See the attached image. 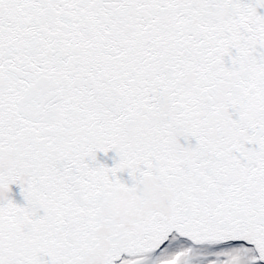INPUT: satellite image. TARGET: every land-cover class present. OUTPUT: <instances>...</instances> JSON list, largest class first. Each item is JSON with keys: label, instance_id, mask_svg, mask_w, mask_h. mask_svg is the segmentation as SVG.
<instances>
[{"label": "snow or ice", "instance_id": "obj_1", "mask_svg": "<svg viewBox=\"0 0 264 264\" xmlns=\"http://www.w3.org/2000/svg\"><path fill=\"white\" fill-rule=\"evenodd\" d=\"M0 264H264V0H0Z\"/></svg>", "mask_w": 264, "mask_h": 264}, {"label": "water", "instance_id": "obj_2", "mask_svg": "<svg viewBox=\"0 0 264 264\" xmlns=\"http://www.w3.org/2000/svg\"><path fill=\"white\" fill-rule=\"evenodd\" d=\"M99 155H100V159L102 161H106L109 165H111L113 163V160L110 157L114 156L115 153H110L108 157H105L104 154H102V153L99 154ZM13 190L16 193V197L15 198L18 201H22V197L19 195V188L17 186H13Z\"/></svg>", "mask_w": 264, "mask_h": 264}]
</instances>
